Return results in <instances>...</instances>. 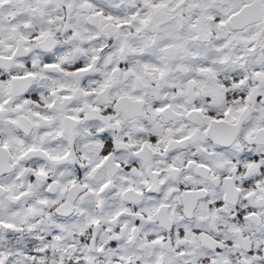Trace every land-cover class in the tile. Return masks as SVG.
<instances>
[{
	"label": "snow or ice",
	"instance_id": "obj_1",
	"mask_svg": "<svg viewBox=\"0 0 264 264\" xmlns=\"http://www.w3.org/2000/svg\"><path fill=\"white\" fill-rule=\"evenodd\" d=\"M0 264H264V0H0Z\"/></svg>",
	"mask_w": 264,
	"mask_h": 264
}]
</instances>
